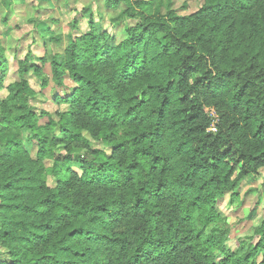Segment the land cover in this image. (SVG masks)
Listing matches in <instances>:
<instances>
[{
  "label": "trees",
  "instance_id": "obj_1",
  "mask_svg": "<svg viewBox=\"0 0 264 264\" xmlns=\"http://www.w3.org/2000/svg\"><path fill=\"white\" fill-rule=\"evenodd\" d=\"M106 3L123 5L114 26L135 22L121 42L73 22L39 59L54 87L74 84L54 100L66 111L38 124L27 73L48 83L29 59L0 100V264H264V220L233 253L216 209L264 169V0H202L187 16L164 0Z\"/></svg>",
  "mask_w": 264,
  "mask_h": 264
},
{
  "label": "rangeland",
  "instance_id": "obj_2",
  "mask_svg": "<svg viewBox=\"0 0 264 264\" xmlns=\"http://www.w3.org/2000/svg\"><path fill=\"white\" fill-rule=\"evenodd\" d=\"M92 0H12V7L7 9L0 0V57L7 63L2 77L3 90L0 100L6 95L5 88L17 79L16 65L19 61L29 59L37 63L41 75L47 80V87L42 85L41 77L32 70L27 73V81L34 91L32 105L37 115L39 125L48 122V116L41 113L64 112L66 104H55L56 97L66 98L72 91L74 84L68 77L63 79L65 87H54L51 81L50 63H42L39 59L49 58L50 54L60 53L66 45V35L70 33L73 22L80 32L87 30V20L92 19L101 31H107L115 36L116 43L124 39V24L133 26L134 20H124L118 27L110 23V19L123 10V5L114 9L108 7L107 0H95L92 13H86V8ZM149 1V0H145ZM168 8L178 15L187 16L199 10L202 0H164ZM164 9V8H163ZM59 42H57V39ZM1 71V70H0ZM83 136L89 139L91 151H100L109 156L112 149L91 140L87 133ZM31 157H35V145H26ZM48 166V165H47ZM73 170L81 175L75 166ZM51 188L57 181L49 176L46 181ZM236 200L229 194L216 199V209L226 220L230 232L225 242L226 248L235 253L242 241L253 237V231L264 220V169L255 176L244 178L235 190ZM252 243L256 242L253 237ZM6 251L0 246V262L7 260ZM220 256L216 258L219 261Z\"/></svg>",
  "mask_w": 264,
  "mask_h": 264
}]
</instances>
